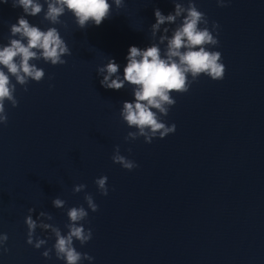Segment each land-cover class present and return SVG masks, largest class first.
I'll use <instances>...</instances> for the list:
<instances>
[{
	"label": "water",
	"instance_id": "obj_1",
	"mask_svg": "<svg viewBox=\"0 0 264 264\" xmlns=\"http://www.w3.org/2000/svg\"><path fill=\"white\" fill-rule=\"evenodd\" d=\"M178 2L187 7L188 0ZM194 2L210 30L212 22L219 25L213 33L219 46L211 50L221 52L225 75L214 81L202 74L189 92H173L176 104L162 119L176 131L151 144L143 137L125 141L136 131L120 117L122 103L134 99L133 86L105 89L97 69L113 58L123 75L129 47L154 42V9L168 15L173 0H124L100 26L86 29L67 11L60 18L67 27L42 22L43 12L26 16L42 30L56 27L72 54L64 65L33 61L44 79L30 81L26 92L17 84L18 106L5 105L0 233L9 238L0 264H65L54 251L51 259L42 256L54 237L40 249L27 244L25 218L29 208L33 219L48 212L54 219L47 222L66 233L67 208H87L85 193L99 210H89L84 224L92 239L84 246L74 241L94 257L82 264H264V0H230L227 7ZM21 15L11 0L0 2V45ZM165 26L170 36L176 24ZM116 145L137 168L113 163ZM101 176L108 177L107 196L94 182ZM77 184L85 190L73 193ZM57 197L67 202L64 209L53 207ZM36 236L50 233L37 228Z\"/></svg>",
	"mask_w": 264,
	"mask_h": 264
},
{
	"label": "clouds",
	"instance_id": "obj_2",
	"mask_svg": "<svg viewBox=\"0 0 264 264\" xmlns=\"http://www.w3.org/2000/svg\"><path fill=\"white\" fill-rule=\"evenodd\" d=\"M0 2L7 4L9 0ZM216 2L218 7H227L230 0ZM11 3L13 8H22L23 15L18 17L17 23L10 25L8 43L0 45V124L3 125L8 123L6 103L12 107L18 106L19 101L15 95L17 84L26 92L30 81L38 83L45 77L44 70L33 61L43 60L53 66L64 65L67 61L63 57L72 54L56 27L42 30L31 24L26 16L35 17L43 12L42 22L67 27L60 19L67 11L72 13L80 29H86L89 24L100 26L108 19L113 4L117 9L124 7V0H112V3L109 0H43V3L41 0H11ZM173 3L174 11L168 15H164L159 8L154 9L156 22L150 28L154 42L144 49L129 47L123 75L120 74V65L113 58H109L104 66L97 69L98 75L103 77L100 84L105 89L120 90L126 83L133 86L134 99L122 103L120 117L129 128H135L136 131H129L125 141H135L143 137L145 143L151 144L154 138L163 139L174 134L176 125H168L162 119L176 104L172 93L189 92L191 84L202 74L214 81L224 78L226 67L222 63V54L211 50L219 46L218 23L212 22L210 30L206 14L198 10L194 0H188L187 7L178 0H173ZM178 20L180 23L177 24ZM172 24H176V27L169 36V27L162 26ZM160 32L163 34L159 35L157 43V33ZM165 43L162 53L160 45ZM128 151L131 152V149ZM111 159L128 171L138 167L134 160L121 155L119 145L115 146ZM107 181V176H101L94 181L98 191L104 196L109 192ZM85 188V184H77L72 191L80 193ZM84 201L87 208L83 205L67 208L68 222L64 225L66 233L59 226L47 222L54 219L50 213L41 211L33 219L31 213L35 212V208H29V215L25 218L28 229L27 244L40 249L47 244L48 239L54 237L55 243L52 247L42 252L44 258L51 259L54 251L55 257L65 264L93 261L94 257L78 251L74 246V241H79L84 246L93 237V230L85 228L84 224L88 222L89 210L97 212L99 206L89 193H85ZM66 203L59 197L52 200L53 207L57 209H64ZM37 228L49 232L50 236L43 239L36 236ZM8 238L6 233H0V250L4 252L8 251L5 247Z\"/></svg>",
	"mask_w": 264,
	"mask_h": 264
}]
</instances>
